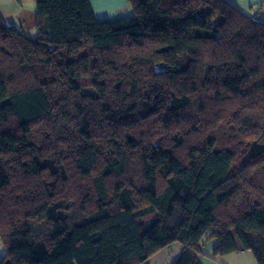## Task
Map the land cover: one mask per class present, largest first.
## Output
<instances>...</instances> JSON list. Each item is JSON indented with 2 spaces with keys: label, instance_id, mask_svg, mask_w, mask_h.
<instances>
[{
  "label": "trees",
  "instance_id": "1",
  "mask_svg": "<svg viewBox=\"0 0 264 264\" xmlns=\"http://www.w3.org/2000/svg\"><path fill=\"white\" fill-rule=\"evenodd\" d=\"M126 1L0 18V264H264V1Z\"/></svg>",
  "mask_w": 264,
  "mask_h": 264
},
{
  "label": "crops",
  "instance_id": "2",
  "mask_svg": "<svg viewBox=\"0 0 264 264\" xmlns=\"http://www.w3.org/2000/svg\"><path fill=\"white\" fill-rule=\"evenodd\" d=\"M237 10L247 16H252L259 9L264 0H226ZM96 20L127 17L132 14V9L126 0H88ZM34 8L35 0H0V18L7 25H22L27 21L28 34L34 33ZM261 13H264V8ZM260 13V14H261ZM24 31V29H22ZM204 250L207 256L200 258V264H257L250 251L239 249L233 253L213 256L211 249ZM181 247L173 245L153 255L142 264H172L180 253ZM4 254V248L0 241V259Z\"/></svg>",
  "mask_w": 264,
  "mask_h": 264
},
{
  "label": "rangeland",
  "instance_id": "3",
  "mask_svg": "<svg viewBox=\"0 0 264 264\" xmlns=\"http://www.w3.org/2000/svg\"><path fill=\"white\" fill-rule=\"evenodd\" d=\"M258 20L264 22V13H261V14L258 15ZM27 24H28L27 21H25V24L22 25L23 28L20 26V24L17 25L16 28H17L18 30H20V31H21L22 29H24L25 32H28ZM29 34H30V35H33V34H35V33L30 32ZM211 245H212V243L209 241V243L204 247V250L209 249V246H211Z\"/></svg>",
  "mask_w": 264,
  "mask_h": 264
}]
</instances>
